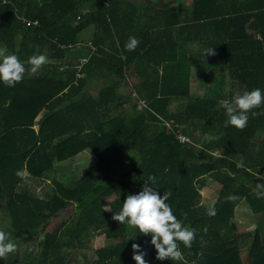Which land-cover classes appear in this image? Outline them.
<instances>
[{"label": "trees", "instance_id": "1", "mask_svg": "<svg viewBox=\"0 0 264 264\" xmlns=\"http://www.w3.org/2000/svg\"><path fill=\"white\" fill-rule=\"evenodd\" d=\"M86 2L0 0V41L29 69L13 87L0 82L2 228L17 246L24 235L30 238L24 251L0 262L73 264V248L85 245L90 230L99 228L111 241L96 247L93 264H135L134 242L153 264H264V239L257 231L250 248L241 253L232 220L244 200L258 218L257 226L264 222V197L257 198L252 187L264 184V114L249 113L243 130L225 127L227 116L219 103L225 95L213 87L219 86L218 78L210 82L207 94L182 101L192 83L186 64L202 69L213 62L218 69L214 76L227 68L238 86L264 90V0H191L184 14L174 3L155 7L143 24L135 1L99 0L88 11ZM93 19L98 31L116 29L120 45L114 52L96 39L88 44L80 38ZM129 36L140 40L134 51L124 47ZM209 48L216 54L202 53ZM33 54L48 58L35 74L27 64ZM78 55L85 61L75 60ZM132 64L142 77L132 89H147L144 111L132 116L115 112L125 99L112 81L100 87L97 97L85 91L90 78ZM253 111L264 113V105ZM194 119L202 132H210L200 148L186 129ZM259 139L260 148L253 151ZM85 149L96 161L74 184L53 180L45 196L24 184L26 176L43 177ZM241 160L244 167H237ZM208 178L221 185L209 207L201 202ZM146 181L161 195L170 191L167 203L176 217L197 230L190 249L180 244L184 261L156 260L150 236L111 218L126 194L137 193ZM230 195L235 199H228ZM71 204L75 212L60 221L58 212ZM210 209L214 215L208 214Z\"/></svg>", "mask_w": 264, "mask_h": 264}, {"label": "clouds", "instance_id": "2", "mask_svg": "<svg viewBox=\"0 0 264 264\" xmlns=\"http://www.w3.org/2000/svg\"><path fill=\"white\" fill-rule=\"evenodd\" d=\"M139 44L140 40L137 37L129 36L124 47L127 51H134ZM202 53L209 56L216 54L214 48L206 49ZM47 62L48 58L45 54H33L27 59L32 74H35ZM28 70L25 63L16 54L9 53L6 47H0V82L8 87H13L23 79ZM193 71L195 73V69ZM220 103L227 116L225 127L232 126L243 130L247 126L249 113L254 117L264 114L253 111V109L264 105V90L260 88L245 90L234 95L231 100L224 99ZM237 167H244L242 160L237 163ZM154 180L155 177L150 178V181ZM150 181H146L137 193L126 194L120 210L118 213L112 214L111 218L118 224H127L138 229L140 234L150 236L149 243L155 249L156 260L184 261L180 244H183L184 248L190 249L196 239L197 230L185 226L176 217L173 208L167 203L171 192L164 191L161 195L156 188L152 187ZM253 192L257 198L264 197V184H257ZM228 199H235V197L230 195ZM208 214L214 215V209H210ZM203 231L206 233L207 228ZM16 250L17 245L11 239V234L0 229V259L6 258L8 254L14 253ZM131 250V258L135 264H147L144 259L146 253L141 249L140 244L132 243Z\"/></svg>", "mask_w": 264, "mask_h": 264}, {"label": "rangeland", "instance_id": "3", "mask_svg": "<svg viewBox=\"0 0 264 264\" xmlns=\"http://www.w3.org/2000/svg\"><path fill=\"white\" fill-rule=\"evenodd\" d=\"M98 1L99 0H88V2H86V4H88V6L87 5H84V6L87 8V11H88L90 3L92 2L93 7L92 6L91 7H92V9H95L98 7L97 6ZM131 1H135L138 14H142V16H141L142 23L141 24L145 23L150 18V16L147 14L148 9L143 7L145 5L157 7V6L171 5V4H174L177 2V4L179 3V5H181V10L184 14L191 4V0H131ZM94 3L96 4L95 6H94ZM107 21L110 23V17H107ZM88 26L81 32V35L84 37H88L90 35V33L93 31L92 30L93 25H90L89 27ZM19 37H20V35H18V38ZM0 47H6V46L0 41ZM17 47H18V45H16V48ZM196 48H197V46H196ZM93 51H95V48H93ZM194 53L197 54L198 50H195ZM77 59L80 60L81 56L78 55L75 60H77ZM63 61H64V59H63ZM206 66L207 65H204V68ZM126 69H127V74L134 73V70H138L137 67L133 68V66H131V68L126 67ZM208 71H210V68H207L206 72H204V71L201 72L200 68L195 67V74L192 75V81H193V85H194L193 90L195 92H198V93L203 92L201 89L202 80H203V78L205 80H207V78H209L210 73H208ZM134 75H137L135 77L136 83L137 82L140 83L142 77H140L137 73ZM133 78L134 77L129 78L128 80L125 79L126 83L125 82L122 83L120 88H119V91H121L123 93V96L126 98V101L124 103H122L121 105H118V107L115 109V112H117V113L121 109V112H123L124 114L128 113L129 116H132L135 113V111H144L143 109L147 108V101L145 100V99H147V97H145L147 94V89L140 90L138 93L135 90H133L134 88L131 85V81H132L131 79H133ZM117 79H118V77H116V80ZM99 80H101L103 83H108V82L114 81L113 77L109 78L107 81L105 75H102L101 78H99ZM101 81H99V82H101ZM227 86H229V87H218L221 90V94L226 96V98H221L219 103L224 99L231 100V98L234 95L240 94L243 91H245V89L242 88L241 86H231V81L229 82V84L227 83ZM203 89H204V87H203ZM88 90H89V92L92 91L91 95L93 97H97L98 94L96 95L95 90H93V89H88ZM128 94H129V96H128ZM132 99H133V101H132ZM134 99H136L137 102ZM190 99H193V98L190 97ZM182 101L184 103H186L187 101H191V100L182 99ZM133 102H135V104ZM175 104H176V100L173 99L171 102V105H173V106H171V108L172 107L175 108ZM145 111L147 112V110H145ZM40 116H41V114L38 115L37 119L40 118ZM161 118H163V117H161ZM170 118H171V116H170ZM164 120H166V119H164ZM192 121H194V122H187L186 129L188 131H190L198 140V144L196 147L197 148L203 147L204 143L210 137V132L209 131L202 132V130H201L202 125L199 123V121H196V119H194ZM149 123L153 124L150 121H149ZM181 133H182V130H181ZM181 133H180V135L183 136ZM262 136H263V134H260L261 139H262ZM260 141L261 140L259 139L253 144V146H252L254 149L253 151H257L260 148V146H261ZM233 157L239 160L238 155H234ZM95 161H96L95 155L89 149H85V150L79 152L78 154L74 155L73 157L66 159L59 166L55 167L54 169L46 172L43 177L34 178V177L26 176L24 184H26L29 187V190L31 189L36 194H40L42 196H45L47 194V192L50 191V189L53 185V180H58V181L66 184V185L74 184L75 181H77L85 173V171L94 164ZM262 174L264 175V172H262ZM256 185H257L256 183H253L252 187L255 188ZM220 186L221 185L219 184V182H217L216 180H213L211 178H208L205 186H203V188L201 189V202H202V204L209 207L216 200V198L219 194V191H220ZM104 204H105L104 206H107L106 203H104ZM73 211L75 212L74 204H71V205L67 206V208L60 210L58 212L59 220L62 221V220L67 219L68 216H70L73 213ZM2 213H3V209L0 207V229L7 231V229L2 228V226L5 225L3 223V219L1 217ZM232 220L236 224L235 232L237 234V240H238L239 246L241 248V253H244L245 251H247L250 248L251 243L253 241V236L257 231H258L259 235L261 236V238L264 239V222L261 226H259V227L257 226L258 218L256 217V215L254 213H252L250 211V209L247 206V203L244 200L240 201L237 204V206L235 208V212H234V217ZM98 230H99V228H97L95 230L91 229L88 237L83 242V243H85V245H81V246L78 245V247L73 248V251H72V255H73L72 256L73 257L72 262H73V264H93L92 260L95 258L96 247L99 245L107 244V243H109V241H111V239L106 238V237H104L103 234L99 233ZM22 238L23 239L20 240V243L17 246L18 252L24 251V249L27 245V242L30 239L29 236H27V235H24ZM148 259H150V257L145 258V260L147 261V264H149ZM150 260H152V264H153V262H155V260H153V259H150ZM0 264H6V263L0 262Z\"/></svg>", "mask_w": 264, "mask_h": 264}, {"label": "crops", "instance_id": "4", "mask_svg": "<svg viewBox=\"0 0 264 264\" xmlns=\"http://www.w3.org/2000/svg\"><path fill=\"white\" fill-rule=\"evenodd\" d=\"M175 4H177V3H175ZM143 7H145V8L150 7V9L148 8V10H147V14L151 18L154 15V13H155V7H152L150 5H145ZM157 7H159V6H157ZM140 15L142 16V14H140ZM139 21H140V23H142L141 19ZM91 22H93V23H90V25H93L92 26V30L93 31L90 33V35L88 37H84L80 33L79 34L80 38L83 37L85 39V41H87L88 44H90L92 41H94V39H96L97 42L100 43L106 49V51L114 52L113 51L114 47L115 46L119 47V45H120L119 44L120 43L119 42V35H118V33H115L116 29L111 30L112 32L107 31V30L101 32V31L97 30L98 26L95 25L94 19ZM81 41L82 40H79L80 43H81ZM212 63L213 62H210V64L208 63L205 68L203 67L204 69L203 68L200 69L201 72L202 71L206 72V69L210 68V71H208V73H210L209 78H207V80H205L203 78L204 82H202V86H201V89H202L203 92L202 93L195 92L193 90V86L194 85H193V81H192V83L190 85V95L189 96H185V97H187L185 99H188L190 97L194 99L195 96L198 95V94H200L201 96L207 94L209 92L210 82L214 81L215 78L219 79V86H214L213 85V87H216V89L218 91H221L218 87H229V86H227V83L229 84L230 81H231V86H238L237 85V81L232 76L234 74L230 73V71L227 68H224L221 72L216 73V76H214L213 73L215 71H217L218 69L213 68L214 65ZM132 66H133V64H132ZM133 68H134V66H133ZM185 68H186V71L189 69V71L192 73L190 75L191 79H192V75L195 74L194 71H193V69H195V66L186 64ZM117 71L118 72H113L112 74H107V75L103 74V75L106 76L107 81H108L109 78L113 77L114 81H112V82L115 83V85H116V90H115L116 93L119 95L120 99H125V101H126V98L123 96V93L121 91H119V88H120L122 83H124V82L126 83L125 79L128 80L129 78H132V77H134L133 79H131L132 80L131 81V85L133 86L136 83L135 77L137 76V75H134V74H136L138 72V70H134L133 74H127L126 66H124V68H122V71L124 73L121 70H117ZM116 77H118V79H117L118 81L116 80ZM99 78H101V76L100 77H95L94 76V77L90 78V80L85 84L84 89H85V91L87 93L91 94L92 91L89 92L88 89H93V90L96 91V95H97L100 87L107 84V83H103L101 80H99ZM99 81H101V82H99ZM203 87H204V89H203ZM128 96H129V94H128ZM112 97L114 99H116L114 95H112ZM223 98H226V96H224ZM132 101H133V99H132ZM121 104H119V105H121ZM119 112H121V109L119 110ZM121 113H123V112H121ZM125 115H128V113H126Z\"/></svg>", "mask_w": 264, "mask_h": 264}, {"label": "built area", "instance_id": "5", "mask_svg": "<svg viewBox=\"0 0 264 264\" xmlns=\"http://www.w3.org/2000/svg\"><path fill=\"white\" fill-rule=\"evenodd\" d=\"M83 61H85V58L80 59V63H82ZM181 138L184 139V136H181Z\"/></svg>", "mask_w": 264, "mask_h": 264}]
</instances>
